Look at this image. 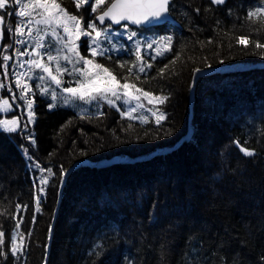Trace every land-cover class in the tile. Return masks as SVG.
<instances>
[{
  "label": "trees",
  "instance_id": "obj_1",
  "mask_svg": "<svg viewBox=\"0 0 264 264\" xmlns=\"http://www.w3.org/2000/svg\"><path fill=\"white\" fill-rule=\"evenodd\" d=\"M60 3L80 13L72 7V0ZM260 4L261 0H227L225 5H213L210 0H172L170 14L179 27L166 24L138 29V36L172 37L171 51L160 56L143 50L142 63L152 67L145 73L134 69L129 77L130 83L168 97L159 105L167 117L159 125L121 117L117 108L106 104L100 112L78 114L58 97L57 106L49 108L51 99L40 95L38 89L30 124L24 103L12 101L11 93L19 94L11 70L5 80L0 68V82L6 85L0 89V99L11 97L14 110L8 116L18 117L21 124L17 133L0 130V212L4 213L0 230L5 233V251L16 223L12 218L16 205L26 203L29 211H21L24 221L20 228L28 241L24 264L44 260L46 264H264V66L259 67L264 63V48L254 46L259 40L256 35L264 36V26L258 31L256 24L246 20L248 11ZM14 7L10 0L9 10ZM5 20L9 22L6 14ZM97 27L112 28L109 23ZM238 36L253 42L245 48L237 44ZM259 41L264 43V38ZM81 43V55L90 57L86 39ZM101 47H107L106 54L96 60L118 78L127 77V67L140 63L134 39L101 37ZM118 61L128 63L120 68ZM233 64H249V69L199 78L190 104L194 70ZM165 65L168 67L161 75L159 70ZM72 67L69 65L70 71ZM69 78L76 85L79 77L73 73ZM203 81H208L206 87ZM30 84L35 89V82ZM8 86L13 90L10 93ZM190 128V137L166 153L103 167L78 166L69 173L75 163L100 162L113 156L131 160L173 147ZM29 136L36 140L35 146ZM233 140L255 149L256 155L244 156ZM36 164L50 168L54 175L42 173ZM64 173L68 175L55 217ZM41 176L48 177L49 183L37 212V188L32 179L36 177L40 185ZM116 227L119 232L113 231ZM29 230L31 237L26 235ZM101 236L105 237L103 256L90 257L89 250ZM162 243L167 247L163 260L159 255ZM8 259L0 258V264H14L10 253Z\"/></svg>",
  "mask_w": 264,
  "mask_h": 264
},
{
  "label": "snow or ice",
  "instance_id": "obj_2",
  "mask_svg": "<svg viewBox=\"0 0 264 264\" xmlns=\"http://www.w3.org/2000/svg\"><path fill=\"white\" fill-rule=\"evenodd\" d=\"M12 2L15 7L9 10L10 0H0V40H3V32L6 26L10 38L13 39V43L24 47L23 51H21L20 48H15L14 55L20 58L25 56L29 57L27 60H19L13 67L12 72L15 77V85L20 90L19 96L13 93L12 101L15 102L17 99L23 101L24 107L28 110V123L34 122V99L30 98V96L36 94V89H38L40 95L50 97L52 103L48 105L49 108L57 106V90H59L71 98V100L66 98L64 100L65 104L77 100L84 103H98L103 101L109 106L116 107L117 110L120 111L121 117H127L129 120L138 119L143 123L149 122L148 116H133V113H136L138 108H143L144 105L142 103L132 104L133 101L139 102L143 97L150 105H163L167 102V96L154 95L129 82V77L133 75L134 69L139 73H145L146 68L152 67L151 63H147L146 65L142 63L143 57L141 55L139 41H137L136 45V60L140 63L132 64L127 67V77L118 78L108 67L95 61V57L104 56L107 51V49H100L101 37L109 39L111 35L107 28H98L95 21H99L101 25H104L106 20L117 25H119L121 21H130L132 24L149 29L167 20L170 15L172 0H94V2L93 0H73L77 11L81 9L82 5L87 4L91 8L92 13L99 12L94 20L87 23V28L84 27L82 15L69 13L59 0H12ZM211 3L213 5H225L227 0H211ZM105 5H107L106 8L104 7ZM197 11H199V9H197ZM5 14L9 18L13 15L17 17L15 25L10 22V19L7 25H5ZM229 14L231 15V9H229ZM246 20L256 24L258 31L261 29V26H264V0H261L259 7L248 11ZM33 24L38 26L35 30L33 29ZM217 24H219V21H217ZM39 26H44V28L41 29ZM125 27H127V25H125ZM46 29H50V31ZM61 33H63V35H61ZM137 35V32L133 31L127 36V39L133 40ZM82 37H88L90 40L88 48L92 57L91 59L81 55L79 51V42ZM159 40L163 42L161 46L163 51H171V36L160 37ZM33 41L34 43L29 47L30 42ZM236 42L247 48L249 43L253 41H250L248 37L238 36ZM156 43L157 41L153 40L147 43L146 47L152 49L153 45ZM209 43H211V41H209ZM254 46L257 49L264 48V43L256 40L254 41ZM11 47H13V44L4 45L3 54L0 56V60H2V62H0V68L3 69L5 80L9 75V61L13 59L12 56L7 54V49ZM163 51L157 50L156 55H162ZM53 52H55V55ZM61 53H63V55H61ZM108 58L111 59L110 56ZM154 58L155 57H153V59ZM61 59L73 66L71 71L68 67L61 66L59 63ZM53 62H55L54 69L51 66ZM117 63L120 68H125L128 62L118 61ZM173 63H175V61H173ZM76 65L80 66L76 67ZM26 66L28 69L27 72L15 71V68L24 69ZM167 67L168 66L165 65L164 68L159 70L161 75L165 72ZM200 71V69H196V72ZM28 72H32V75H28ZM73 73H77L78 77H82V79L78 78L76 80V87H62L64 83L62 77L65 74L72 75ZM135 78L137 80L140 79L139 75ZM32 80L38 81L35 89L27 82ZM121 80H123V83H121ZM42 84H47L49 86H42ZM51 85L55 87H50ZM5 86L3 82H0V89H3ZM132 89H135V92H133ZM8 91H12L10 86H8ZM117 101L128 104L129 107L121 111ZM11 110L12 104L8 99L0 100V112H9ZM148 111L151 112V115L155 118L157 125L167 118L164 113L160 112L159 108H156L155 111L148 109ZM23 127L27 128V124ZM0 130L9 134L19 132L21 130L19 118L0 119ZM28 139L31 144L35 146V139L32 136H29ZM232 143L244 156L254 157L256 155L255 149L242 146L238 140H233ZM27 151L28 150L25 148L24 153L26 156ZM34 166L39 168L42 173L47 171L49 176L54 175L50 168H41L39 164ZM61 171L62 173L64 172L63 169ZM39 183L45 187H40L38 189L40 194L35 196V210L37 212L40 211L39 206L41 199L46 195V186L49 183L48 177H39ZM60 183L63 185L64 175L61 176ZM26 210L27 205H24L23 208L19 204L16 205V211L12 215L16 223L9 238L10 243L7 251H5L4 248L5 233L3 230H0V258L6 261L10 253L14 264L26 258V236L25 233L20 231L23 223V216L20 215V213ZM0 215H4V213L0 212ZM17 216H19V219H17ZM34 222L35 216H33V223ZM113 231L119 232L120 229L116 227ZM31 235L32 232L29 230L27 237H31ZM50 238L51 228L49 229V239ZM104 238L103 236L98 237L97 241L88 252L90 257L94 256L99 259L103 256L105 251L103 244ZM166 251L167 247L162 243L159 252L161 260L165 258ZM261 259L264 260V257H261ZM92 264H95V261H93Z\"/></svg>",
  "mask_w": 264,
  "mask_h": 264
},
{
  "label": "rangeland",
  "instance_id": "obj_3",
  "mask_svg": "<svg viewBox=\"0 0 264 264\" xmlns=\"http://www.w3.org/2000/svg\"><path fill=\"white\" fill-rule=\"evenodd\" d=\"M59 2H60V0H59ZM70 2V1H69ZM93 2H94V0H93ZM72 7H74L75 8V4H74V2H73V0H72ZM63 7H65V6H63ZM67 10H68V12L69 13H71V14H74V15H82V17H83V24H84V27L85 28H87V23L89 22V21H92V20H94L95 19V16L97 15L96 13H92L91 12V8L87 5V4H85V5H82V7H81V9L79 10V14H75L73 11H72V8L71 7H69V8H67V7H65ZM96 14V15H95ZM12 17V16H11ZM11 17L9 18L8 16H7V20L9 21V19H10V22H11ZM14 17V16H13ZM16 20H17V17L15 18V23H16ZM96 22V24H98L97 23V21H95ZM12 24L14 25V23L12 22ZM5 25H7V22H6V20H5ZM100 26V25H99ZM38 26H36L35 24H33V29L35 30L36 28H37ZM41 29H43L44 28V26H39ZM100 27H102V26H100ZM108 29V31H109V33L110 34H120V33H124V34H130L131 32H133V31H135V30H129L128 28H126V27H123V29H121V30H113V29H111V28H107ZM4 30H6L7 31V34L5 35V33L3 32V40H0V48L2 47H4V45H7V44H13V47H11V53L9 54V53H7L8 55H10V56H12L13 57V59L12 60H10L9 61V69L11 70L10 71V73H11V75H12V80H13V82H14V85H15V77L13 76V74H12V72H13V67L18 63V61L19 60H27V59H29V57L28 56H25V57H22V58H20V57H16L15 55H14V49L15 48H20V50L21 51H23L24 50V47L23 46H21V45H15L14 43H13V39H11L10 38V36H9V32H8V30H7V27L5 26V28H4ZM47 31H50V29H46ZM129 30V31H128ZM90 31V30H89ZM139 32H137V34H138ZM41 34H43V33H41ZM141 35L140 36H138L137 35V37H135V38H133L134 39V43L137 45V41H139V43H140V46H141V52L144 50L145 52H147V53H149V55H151V56H154L155 55V53H156V51L157 50H160V51H163L162 50V44H163V42H161L160 40H159V38L160 37H152V36H150V34L151 33H148V34H144V33H140ZM61 35H63V33H61ZM94 35V34H93ZM257 37V39H259V40H261V39H263L264 38V36L262 35V34H257L256 35ZM114 36H112V35H110V38H113ZM18 38V37H17ZM49 39H51V38H49ZM83 39H86V43L87 44H89L90 43V40H89V38L88 37H82V39L81 40H83ZM81 40H80V42H79V45H81L82 43H81ZM153 40H156L157 41V43L156 44H154L153 45V48L152 49H148L147 47H146V44L147 43H149V42H152ZM142 42H144L145 43V45L144 46H142ZM32 43H34V41L33 42H30V44H29V47L31 46V44ZM162 43V44H161ZM100 49H101V41H100ZM99 50V49H98ZM89 51V50H88ZM53 54L55 55V52H53ZM61 55H63V53H61ZM91 57V56H90ZM90 57H87V58H90ZM92 58V57H91ZM90 58V59H91ZM45 61H46V58H45ZM96 61V60H95ZM96 62H98V61H96ZM59 63L61 64V66H66V67H68L69 68V64H67L65 61H63L62 59L59 61ZM99 63V62H98ZM249 65V64H248ZM248 65H244V64H233V65H227V66H224L223 68L221 67V69L218 71V73H223L224 74V72H234V71H237V70H243V69H249V67H248ZM52 67H53V69L55 68V62H53V64L51 65ZM259 67H262V66H259ZM15 71H17V72H27L28 71V69H27V66L24 68V69H20V68H15ZM33 71H35V70H33ZM28 75H32V72H28ZM0 77H1V73H0ZM79 78H81V77H79ZM62 79H63V81H64V83H63V85H62V87H76V85H74V84H72L71 82L73 81L72 79H70L69 78V75L68 74H65L63 77H62ZM82 79V78H81ZM32 81H34L35 82V85L38 83V81H35V80H32ZM27 82H29L30 83V81H27ZM197 82V81H196ZM203 82H205V81H203ZM207 82L208 81H206L205 82V84L207 85ZM121 83H123V82H121ZM4 84H5V82H4ZM11 84V83H10ZM204 84V85H205ZM34 85V86H35ZM47 85V84H46ZM16 86V85H15ZM47 86H49V85H47ZM195 86H196V83H195ZM50 87H55L54 85H51ZM138 87V86H137ZM191 87V86H190ZM4 88H6V86L4 87ZM17 88V87H16ZM138 88H140V87H138ZM17 90H18V94H19V89L17 88ZM144 90V89H143ZM13 91V90H12ZM58 91V97L59 98H64V100L67 98V99H69V100H71V98L70 97H68L67 96V94H65V93H63V92H61V91H59V90H57ZM132 91L133 92H135V89H132ZM144 91H146V90H144ZM10 93V92H9ZM190 95V94H189ZM35 96V95H34ZM34 96H30V98H32V99H34V104H35V98H34ZM158 96V95H157ZM194 96V95H193ZM11 97H12V93H11ZM11 97L10 96H8V97H2L0 100H2V99H8L9 100V102L11 101ZM49 99H50V97H48ZM12 102V101H11ZM23 102V101H22ZM103 103H105V102H103V101H100V102H92V103H84V102H82V101H74V102H71V103H67V107H69V104L73 107L72 109L74 110V111H76L77 113H85V112H92V113H94V112H98L100 109L102 110V108H101V105L103 104ZM136 103H142L143 105H144V107L143 108H138L137 109V111H136V113H133V116H139V115H147L148 116V119H149V121H153V122H155V118L151 115V112H149L148 111V109H152V111H155L156 110V108H159V110H160V112H162L163 113V111H162V109L160 108V106L159 105H150V104H148L147 103V100L146 99H143V97L141 98V101H139V102H137V101H133L132 102V104H136ZM105 104H107V103H105ZM117 104L118 105H120V110L121 111H123V110H126L128 107H129V105L128 104H123L121 101H117ZM24 106V105H23ZM54 108V107H53ZM116 108V107H115ZM33 109H34V106H33ZM14 110V107L12 106V110L11 111H9V112H0V119H12V118H14V117H16V116H8L9 115V113H11L12 111ZM24 111H25V115H26V117H27V121H28V110L24 107ZM120 112V111H119ZM34 117H35V115H34ZM134 120H137V121H140V120H138V119H134ZM141 122V121H140ZM143 123V122H142ZM156 123V122H155ZM30 124H33V123H30ZM58 156V155H57ZM71 171H73V170H71ZM71 171H69V173L71 172ZM64 175V183H63V185L66 183V179H67V175H68V173H64L63 174ZM53 178H55V177H53ZM34 182H35V184H34V186L37 188L36 190H35V196L36 195H39L40 193H39V191H38V189L40 188V187H44V185H38V183H36L37 182V178L35 177L34 179H32ZM61 181V180H60ZM84 183H85V181H82L81 182V184H83L84 185ZM38 193V194H37ZM59 196H60V198H62V192H61V194L59 195L58 194V199H59ZM42 201V200H41ZM40 201V202H41ZM42 202H44V201H42ZM58 203V202H57ZM55 212V211H54ZM54 217V216H53ZM25 243L28 245V241H25ZM27 253V252H26ZM21 264H23V260L21 261Z\"/></svg>",
  "mask_w": 264,
  "mask_h": 264
},
{
  "label": "bare ground",
  "instance_id": "obj_4",
  "mask_svg": "<svg viewBox=\"0 0 264 264\" xmlns=\"http://www.w3.org/2000/svg\"><path fill=\"white\" fill-rule=\"evenodd\" d=\"M211 1V0H210ZM170 16H171V19L173 20V21H176L173 17H172V15L170 14ZM177 22V21H176ZM108 22H106L105 24H107ZM110 24V23H109ZM166 24H170V25H174V24H172V23H170V22H164V23H162V24H158V25H156V26H154V27H151V28H155V27H159V26H163V25H166ZM111 26H112V28L111 29H113V30H121V29H123V27H125V25H127L128 27H130V30H135L136 32H138V29H145V28H142L141 26H132V25H129L128 23H121V24H119V25H116V26H114V25H112V24H110ZM180 25V24H179ZM175 26V25H174ZM118 28H120V29H118ZM127 28V27H126ZM151 28H149V29H151ZM112 36H114L115 37V35H119V36H123L124 35V37L127 39V36H128V34H124V33H120V34H111ZM113 37V38H114ZM104 48H106L107 49V47H101V49H104ZM259 56H260V54H259ZM264 57V56H263ZM262 57V58H263ZM95 60H96V57L94 58ZM262 60V59H261ZM97 61V60H96ZM261 64V66L263 65L264 66V63H260ZM223 68V67H222ZM114 73V72H113ZM115 74V73H114ZM122 82V81H121ZM206 85V84H205ZM204 85V87H206ZM203 87V88H204ZM154 91V90H153ZM156 92V91H155ZM154 92V93H155ZM162 92V91H161ZM152 93V92H151ZM163 93H165V92H163ZM157 94H158V92H157ZM159 94H161V95H163L162 93H159ZM194 97H195V95L193 96V101H194ZM198 98V97H197ZM264 98V97H263ZM193 103V102H192ZM192 103H190V104H192ZM105 103H103L102 105H104ZM102 105H101V108H102ZM106 105H108V104H106ZM194 107V106H193ZM62 109V108H61ZM64 109V108H63ZM194 109V108H193ZM65 110V109H64ZM61 111V110H60ZM101 111V109L98 111V112H100ZM62 112V111H61ZM69 113V112H68ZM94 113H96V112H94ZM78 114H81V113H78ZM70 115V114H69ZM72 116H73V114H71ZM71 117V116H70ZM77 117V116H76ZM81 117V116H80ZM75 118V117H74ZM78 118V117H77ZM83 121L85 120V119H82ZM188 132H190L189 133V136L187 137V134H188ZM191 132H193V129H189L188 131H187V133L185 134V135H183L182 136V138L180 139V141L178 142V143H176V145L175 146H173V147H163V148H161V149H158L157 151L155 150L154 152H152V153H150L149 155H147V156H144V157H138V158H135V159H131V160H125L124 162H126V161H128V162H132V161H137V160H141V159H145V158H149V157H152L153 155H155V154H163V153H166L168 150H170V149H173V148H175V147H177L179 144H180V142L182 141V140H185V139H188L189 137H190V135H191ZM181 133V132H180ZM179 133V134H180ZM199 133H200V131H199ZM36 141V140H35ZM16 149V148H15ZM177 149V148H176ZM32 150V149H31ZM166 150V151H165ZM18 151V150H17ZM35 151H37V153H38V150H36L35 149ZM36 153V152H35ZM169 153V152H168ZM171 154H173V153H171ZM187 154V153H186ZM21 156V155H20ZM31 157H32V155H31ZM44 157V156H43ZM110 158V157H109ZM31 159H33V158H31ZM48 159V158H47ZM36 160V159H35ZM40 160V159H39ZM55 160V159H54ZM102 161V160H101ZM123 162V161H122ZM33 163V162H32ZM40 163V162H39ZM90 163V165H94V166H98V165H102V164H98L99 162H89ZM23 164V163H22ZM45 164V163H44ZM48 164H49V162H48ZM51 164V163H50ZM123 164V163H122ZM144 164V163H143ZM42 165V164H41ZM135 165V164H134ZM50 166V165H49ZM54 166V165H53ZM111 166V165H110ZM45 167H46V165H45ZM102 167H103V165H102ZM130 167V166H129ZM170 168V167H169ZM173 168V167H172ZM33 169V168H32ZM118 169V168H117ZM117 169H115V170H117ZM40 171V170H39ZM173 172V171H172ZM34 173V172H33ZM100 173V172H99ZM168 173V172H167ZM41 174V173H40ZM164 174V173H163ZM162 174V175H163ZM24 175V174H23ZM35 175V174H34ZM95 175V174H94ZM157 175V174H156ZM167 175V174H166ZM169 175V174H168ZM171 175H173V174H171ZM97 176V175H96ZM28 177V176H27ZM150 177V176H149ZM170 178V177H169ZM166 179H167V177H166ZM172 179V178H171ZM147 180V179H146ZM153 180V179H152ZM164 181V180H163ZM171 181V180H170ZM34 182V181H33ZM145 182V181H144ZM162 182V181H161ZM181 182V181H180ZM158 183V182H157ZM160 183V182H159ZM158 183V184H159ZM143 184V183H142ZM165 184V183H164ZM146 185V184H145ZM149 185V184H148ZM153 185V184H152ZM36 186V185H35ZM150 186V185H149ZM157 186V185H156ZM164 186V185H163ZM162 186V187H163ZM165 186H166V184H165ZM145 187V186H144ZM151 188V187H150ZM154 188V187H153ZM152 189V188H151ZM156 190H157V188H156ZM163 190V189H162ZM32 191V190H31ZM38 194V193H37ZM43 199V198H42ZM46 201V200H45ZM169 201V200H168ZM24 202H22V204H23ZM30 204V203H29ZM47 204V203H46ZM49 204V203H48ZM169 204H171V203H169ZM24 205H26V203H24ZM40 205H42L41 203H40ZM56 205V204H55ZM49 206V205H48ZM23 207V206H22ZM40 207V206H39ZM43 207V206H42ZM45 207V206H44ZM55 207V206H54ZM162 207V206H161ZM160 208V207H159ZM31 209V208H30ZM46 209H48V208H46ZM45 209V210H46ZM28 210V209H27ZM26 210V211H27ZM29 211V210H28ZM162 211V210H161ZM35 212V211H34ZM40 212V211H39ZM32 213V212H31ZM28 214V213H27ZM33 214V213H32ZM21 215H22V213H21ZM40 215V214H39ZM56 217V216H55ZM40 218V217H39ZM37 220V219H36ZM55 220V219H54ZM24 221V220H23ZM28 221H30L29 219H28ZM31 222V221H30ZM26 224V223H25ZM29 224V223H28ZM54 224V223H53ZM10 227H12V226H10ZM27 227V226H26ZM25 227V228H26ZM53 228V227H52ZM10 229V228H9ZM27 229V228H26ZM33 229V228H32ZM27 231V230H26ZM33 231V230H32ZM35 231V230H34ZM33 231V232H34ZM51 231H52V229H51ZM54 232V231H53ZM27 235V234H26ZM35 238V237H34ZM29 239H31V238H29ZM112 239V238H111ZM109 240V239H108ZM113 240V239H112ZM31 241V240H30ZM49 241V240H48ZM107 241V240H106ZM34 242V241H33ZM109 242H110V240H109ZM8 244V243H7ZM107 244V243H106ZM112 244V243H111ZM110 244V245H111ZM114 244V243H113ZM114 245H116V244H114ZM8 246V245H7ZM28 246V245H27ZM31 246V245H30ZM34 247V246H33ZM107 247V246H106ZM112 247H114V246H112ZM6 248V247H5ZM30 248H32V247H30ZM111 248V247H110ZM111 250H113V249H111ZM110 250V251H111ZM49 251V250H48ZM50 254V253H49ZM44 256V255H43ZM9 260V259H8ZM27 260V259H26ZM49 260V259H48ZM47 260V261H48ZM46 261L44 260L43 261V263H41V264H44ZM12 264V263H11ZM24 264V263H23Z\"/></svg>",
  "mask_w": 264,
  "mask_h": 264
},
{
  "label": "water",
  "instance_id": "obj_5",
  "mask_svg": "<svg viewBox=\"0 0 264 264\" xmlns=\"http://www.w3.org/2000/svg\"><path fill=\"white\" fill-rule=\"evenodd\" d=\"M107 7V6H106ZM105 7V8H106ZM99 13H97V15H98ZM106 22H108V23H110V24H112V25H114V26H116L117 24H113L111 21H109V20H106L105 21V23ZM164 22H170V23H172V24H174V25H176V26H178L179 25V23L178 22H176V21H173L172 19H171V16L169 15V17L167 18V20L166 21H163V22H161L160 24H162V23H164ZM97 23L99 24V21H97ZM121 23H128L129 25H132V26H138V25H135V24H132L130 21H121ZM120 23V24H121ZM99 25H101V24H99ZM102 26V25H101ZM197 69H200L201 71L200 72H196V70H194V72H193V76H192V82H191V87H190V100H189V102L190 103H192L193 102V95H194V91H195V83H196V81L199 79V78H201V77H206V76H209V75H212V74H214V73H216V72H218L220 69H221V66H217V67H207V68H197ZM189 133L190 132H188V134H187V137L189 136ZM166 151V150H165ZM123 160H128L126 157H121V156H113V157H111V158H109V159H106V160H102V161H100L98 164H102V165H104V164H112V163H116V162H121V161H123ZM81 162V161H80ZM90 163L89 162H82L81 164H78V163H75V164H73V166L70 168V170L69 171H71V170H73V169H76L78 166H84V165H89ZM62 190H63V185H60V188H59V195L61 194V192H62ZM58 203H59V199H58ZM58 203H57V206H56V209H55V212H54V216H55V214L57 213V207H58ZM53 220H54V217H53ZM45 264V263H44Z\"/></svg>",
  "mask_w": 264,
  "mask_h": 264
}]
</instances>
